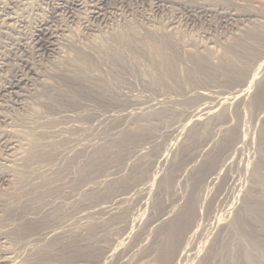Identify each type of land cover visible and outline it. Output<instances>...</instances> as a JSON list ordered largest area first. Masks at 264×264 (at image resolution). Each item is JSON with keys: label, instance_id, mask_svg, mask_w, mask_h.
<instances>
[{"label": "rangeland", "instance_id": "374dc122", "mask_svg": "<svg viewBox=\"0 0 264 264\" xmlns=\"http://www.w3.org/2000/svg\"><path fill=\"white\" fill-rule=\"evenodd\" d=\"M75 2H76V4H75ZM90 2H89V0H76V1H73V0L72 1L71 0H0V11H1L0 13H2V15H3V13H5L3 10H5V11L8 10L11 12H15L17 17L19 16L18 19H20L13 24L14 28H13V26H10L8 28H4L3 22L1 20L2 16L0 14V25H1L0 26V56L6 57L4 67H3V69L0 70V74H2L0 76H1L3 81L11 79L12 77L16 78L20 74H22L23 78H24V82L20 83L18 88L13 89V92L4 91V92L0 93V134L1 133H2L1 135L8 134L11 136V135H16L17 132L19 134H21L22 131L24 132V130H25L24 135H26V137L27 136L30 137L35 133L39 134L41 132H44L46 129L45 127H47L48 131L46 130L44 132L46 134L51 133L52 129H53V131H55V133L65 130L64 131L65 134L63 133V135L65 137L67 135L69 136V137L67 136L66 139L64 136H61V137H64V139L60 138V136H59L58 138H54V141H52V144H54V145H51V149L54 151V159H51L49 161H43L41 159L35 160V161L31 162L30 164L24 163V162H26L25 161L26 152L23 151L24 147L26 149V146L23 145L25 140H23V139L21 140V142L23 143L22 144L21 142L17 141V138L13 139V140H15L14 144H17V147H16V149L13 150L14 154L12 156H10L13 152L10 153V152L6 151V148H5L6 144L4 143L3 140L0 139V174H6L7 175L6 180L3 182H0V252L1 251H10V252L13 251L12 253H14V255L16 257V263L17 264H21V262H22V264L23 263L24 264H41V263H37L35 261L30 260L29 255L34 250H30L29 248L26 249L25 247H23V244H21L22 240H20V242H19V240L17 241L16 238L14 239L15 235L12 233L15 231L14 229H16L17 227L20 226V223L22 221L21 220V216H22L21 214L22 213H20L22 211V207H23L22 205L27 200L26 198L30 194L29 191H26V190H29L27 184H25L22 187L21 183H17L18 182L17 171L19 169L24 168L23 170L27 171L26 173L29 172L30 174H33L34 172H37V171L39 173V171L41 172V171H46V170L50 169V170H52V172L50 170H48L47 175L49 177H51L52 175L54 176V177L52 176L51 178H61L62 183L60 184V187L58 189H52V190L50 189L47 193L45 192V194H44L45 196H43L42 201H41L42 203H40V205H39L41 208L40 214L41 215H44L46 213L50 214L51 212L53 214L55 207L60 206V209L65 210V212L62 213L58 217V219H56L55 222L60 220V221H64L67 225H69V227L71 226V228H73L75 226L77 228L74 227L73 229L80 231L79 233H84L83 231L91 223V220H89L90 217H88V218L85 217V219L81 218L82 217L81 213L83 211H85V210L86 211H88V210L92 211L95 205H96V207H95V209H96L99 206V204L100 205L105 204L106 202L108 204H110V202L112 203L113 200L114 201L116 200V198L120 199L123 196L127 197V198L128 197L131 198V199L129 198V200L124 201L123 202L124 204L122 206H120V209H119L120 214H117V215H120L121 218L119 220H117V223L115 222L114 219L110 220L108 218L109 216L103 215V213H98V214L95 213V215L97 217L95 215H92L93 217L95 216L97 218L96 219L94 217V219H96L95 221L99 220L98 224H100V221H101V224L105 223V225L108 226L107 227L108 230L106 229V227L105 228L100 227L101 230H100V228L98 229L97 235L100 239H99V241H98L97 245L95 246V249L92 253L84 254V253L79 252V253H77V255H76V253H74V255H76V256L73 255L72 259H67L66 261L62 260L60 262L56 261L58 263L55 262V264H100L101 262H102L101 264H160L158 261V256H157V252H156V247L160 241V239H158L159 238V232H160L159 229H161L166 224V222H168V220H171V218L172 219L175 218L177 215V212H178V216H179V213H180V215L183 213L182 210L184 209V206H185L188 198L190 197V195H192V199L194 198L193 202H192V207H194V208H192V211H191L192 215H190L191 216L190 220H192L193 218L194 219L192 220V223L189 220V225L187 227L188 231L184 232L186 235L183 234L184 235L183 237L185 239L183 240V237H182V239H180V241H179L180 243H178V246H177L178 249L176 250L177 252H175L176 255L174 254L173 259H172L173 263L171 262L170 264H205L204 262H206V264H233V254H234V250H235L236 243H237L236 238H235V236L237 235V232H236L237 228H236V226H234L233 218L235 216L234 214H236V210L242 206V204L244 202L243 200L245 199V197H246V195L250 189L249 188L250 187V185H249L250 184L249 183L250 178L249 177H250V169L252 167L251 164H253V162H254L255 153H256V151L254 150L255 149V141L257 138L258 130L261 128V126L262 127L264 126V111H262L264 109H261L259 111V108H257L256 105H254V103L252 101L253 94L257 91V89L260 87V85L264 83V73L262 74V73L256 71V73H257L256 74L257 75L256 80L257 81L254 82V84H249L248 93H247L249 95L245 96L244 101L239 102V103H238V101H236L237 103L232 102V103L226 104L227 105V107H226V109H227L226 115L227 116L224 119H221L218 121L216 120L214 122L211 121V122L207 123L208 119L204 118L206 121L204 119H203L204 121L203 120L200 121V124L202 123L201 124L202 126L197 125L196 123H193L194 121H190V115L189 114L192 111V109H194V107H196L197 105L199 106L200 103L201 104H206L207 102H208L207 104L216 103L215 101L219 100L218 97L222 98L223 96L227 95L229 93V91H232V90L229 88L223 87V85L220 86L221 82L224 81V76L220 72L219 73L216 72V76H214L215 74L213 76L211 75L212 78H208V79L207 78L200 79V80H199V78L198 79H193V78L188 79L187 72L193 66V63H194V62L192 63V61H190L189 54H198L199 56H205L207 54L206 47L212 45L213 47H212V50L210 51L211 60L218 62L219 60L224 59V61H225V59H226V56L224 54L225 48L231 42L234 41V38L243 34L251 26H250L249 20L246 19L245 17H241V18H238L235 20L223 21L215 11L200 12V13H197L199 11H194V12L189 13V12H187L186 7L193 6V5L197 6L198 4L201 5V3L207 4V5L208 4L209 5H216V6L222 5V7L226 8V9L233 10L234 12H236L240 15L251 12V13H257V14L264 16V0H106L105 4L100 6L103 8V9L101 8L102 10L97 9L93 6L92 3L94 2V0H90ZM70 4H72V6ZM7 6H8V8H6ZM97 10H98L97 14L92 13V11H97ZM214 12H215V14H214ZM186 13H188V14H186ZM189 14L192 16H190ZM261 20L264 21L263 19H261ZM42 21L46 22V24L43 25V27H45V28L47 27L46 29L49 31L45 32V30H46L45 29L43 31V34L38 35L39 36L38 37L37 34L39 33V31H38L39 24ZM18 22H20V23H18ZM130 25H133V26H130ZM128 27H129V30H128ZM1 28H2V30H1ZM132 28H133V30L135 29L134 30L135 32H132ZM147 28H149L150 31L151 30L155 31L154 33L157 32L158 33V34L156 33L157 35L163 34V35H166V36L168 35L171 37V38L169 37V40L170 39L172 40V41L170 40V42H171L173 49L170 46L168 48L169 52L171 50H174L177 52V60H176V65H175L176 70H177V76L173 77L174 79H171L170 77H167L168 79L164 78L161 81L158 79L161 83L158 82L156 79H153V76L156 75V74L153 75V73L155 71L157 73L159 71L161 72L163 69H161V67H159L157 65L150 63V61L148 60L149 57H147L148 55L146 54V51H143V50H148L149 48H147V46L149 47L150 45L146 44V46H144V48H143V46L140 48L138 46L139 43H136L137 46L133 44V43H135L134 40H136V38H138L137 40L139 41V39L141 40V38L144 35H146L148 33H153L152 31L151 32L148 31ZM136 29H138V30H136ZM11 30H13V31H11ZM161 30H162V32L163 31L164 32L162 33ZM136 31L138 33H136ZM111 32L114 33V35ZM130 32L134 33V36L132 33L130 34ZM160 32H161V34H160ZM109 34H110V36H108ZM111 34L114 37H117V36L120 37V41H119L120 43L119 44H113L115 42L112 41L114 38ZM127 34H130V36H128ZM139 35H140V37H139ZM69 36H70V38H69ZM111 36L113 39H111ZM134 37H135V39H134ZM41 38H42V40H41ZM51 38H53V39H51ZM96 38H97V40L99 39L98 41H100V42H98L97 40L95 41ZM129 38L133 39V41L131 40L132 41L131 45L136 46L138 52H141V50L143 49L142 50L143 56H139L140 57L139 61L135 60L130 53V50H129L128 45H127L128 43L131 42L129 40ZM101 39H103V40H101ZM104 39H106V40H104ZM109 39H111V40L109 41ZM87 40H88L89 44H87L88 43ZM90 40H92V42ZM126 41H128V42H126ZM138 41H136V42H138ZM121 42L123 43V45ZM173 42H174V45H173ZM50 43H52V44H50ZM77 43H79L80 47ZM81 43H82V45H81ZM95 44L99 47L100 51H99V49L96 50V48H98V47H96V46H95L96 48L93 47ZM83 45H84V47H86V49L84 47H81ZM115 45H118L119 47L118 46L113 47ZM107 46H108V48H107ZM111 47H113L114 50ZM117 48H119V49H117ZM115 49H116V51H115ZM120 49H122L123 52ZM168 49H166V51H168ZM118 50L120 52H118ZM79 51H80V53H79ZM95 51H99L100 54L98 52H95ZM112 51L113 52L115 51V52H114V54L110 55L109 52H112ZM58 52H60V54ZM89 52H90V54H89ZM144 52H145V55H144ZM256 52H257V55L258 54L259 55L264 54V42L258 44V48H257ZM76 53L78 55H75ZM91 53H93V54H91ZM97 53L99 54V56ZM102 53H104V54H102ZM115 53H116V55H115ZM123 53L124 54L127 53L126 55L129 54L128 57L130 56V58H128L127 56H124ZM142 53H140L139 55H141ZM65 55H67V57ZM80 55H82V56H80ZM87 55H88V57H87ZM103 56H104V60H103ZM121 56L126 57L129 64H128V62L125 63L124 60H126V59L123 57V60H122ZM74 57H75V59H74ZM95 57H97L99 59V62H98V59ZM117 57L121 58V59H118ZM141 57H143L144 59ZM68 59L69 60L71 59L70 60L71 62ZM129 59H131V60L129 61ZM72 60L74 62L76 61L75 62L76 65H74L75 63L73 64ZM147 60L149 61L150 64H148ZM67 61H69V62H67ZM114 61H115V63H114ZM134 61H136V62H135L134 67H133L132 63H134ZM137 61L139 63L142 62L141 64H144V65L148 64L146 66H148L149 68L151 65L152 70L149 68H148V70L152 71L153 73L149 72L147 70L146 71L143 70L144 72H140L142 70H141L140 65H138L139 63H137ZM146 61H147V63H145ZM105 62H106V64L108 63L107 64L108 66L109 65L110 66L108 67L106 64H104ZM82 63H84L83 66H85L86 64H87L86 65L87 67L89 66V70H87L88 68L85 66L88 73H89V71L92 72L91 70H93V72L91 73L92 75L87 73L85 78H81L78 80L77 79L78 73H76L78 69L75 70V69H71V68H72V64L74 65L73 68H75V66L77 68V66L78 67L81 66ZM98 64H101L102 66L101 65L99 66ZM144 65H142V66H144ZM65 66H67V67H65ZM105 66H106V68H105ZM124 66H125V68H124ZM129 66H131L133 69ZM135 66H137V67L135 68ZM251 66H253V64ZM26 67L32 69L34 74L31 72H28ZM94 67L95 68L98 67L96 69L98 71H96ZM102 67L104 68V70L105 69L106 70L104 71ZM139 67H140V71H139V69H137ZM156 67L158 70L155 69ZM60 68H62L64 71L61 70ZM69 68L71 69V71H68V70H70ZM99 68L102 71H100ZM111 68H112V71L109 70ZM114 69L116 70V74H113V73H115V71H113ZM129 69H131V72H133V73L135 71L134 69H136V71L138 70V72H136L137 74L136 73L133 74L129 71ZM72 71L75 73H73ZM65 72H66V75L63 74ZM120 72H122V73H120ZM128 72H130V74H128ZM146 72H147V74L149 72V74L147 76L148 77L150 76V78L152 77L151 79L153 81L155 80L154 83L155 84L158 83V85L157 84L155 85L154 83H153L154 85L152 84V82L150 81L151 79L147 78V76L145 74ZM126 73H127V75H125ZM143 73H144V78H146V79L142 78ZM150 73H151V75H150ZM162 73H163V71H162ZM70 74L73 75V78L75 77L74 78L75 82H73V78H71L72 76H69ZM103 74L106 75V78L104 77L105 75H103ZM117 74L118 75L120 74V75L118 76ZM121 74H123V77L129 76L128 77L129 79L127 77L123 78ZM258 74H259V77H258ZM108 75L110 76V78L112 80L114 78V80L112 81L108 77ZM114 75H116V76H114ZM130 75H131V78H134V79H131ZM135 75L137 77H135ZM139 76L143 80H146V81L143 82V80H141V78H138ZM26 77H27V79H26ZM119 77L124 79L125 81H123ZM214 77L216 79H213ZM101 78H103L104 80H102ZM107 78L110 80L111 83L113 82L112 84L109 85L112 87H106V85L108 86L107 83H110ZM99 79H101V80H99ZM105 79H107L108 82H107V80L105 81ZM126 79H128V82H129V80H131V81L133 80V81L132 82L130 81L131 83L130 82L128 83ZM147 79H149V82ZM88 80L89 81L92 80L91 82L92 83L94 82L95 84H101L102 82L104 83V81H105L106 84L105 83L104 84L102 83L103 85L101 84L102 87H100V91H98V94H95L93 96H92V94H84V96H82V97L78 96V97H75L76 99L74 97L72 99V97L69 93H71V91L73 90L74 83L76 84V83L80 82L81 83L80 85L86 86L88 84H91V82L89 83ZM134 81H137V82L133 83ZM139 81L142 84L139 83ZM162 81H163V84H165V85L162 84ZM68 82L73 83V85L70 83L68 84ZM117 82H118L119 86L122 85V87L117 88V86H118ZM256 83H258V84H256ZM124 84L125 85L127 84L126 86L128 88L126 86H124ZM129 84H131V85H129ZM134 84H136L137 87ZM143 84H145L147 86L150 85L151 88L149 86H148L149 87L148 88L147 86H144ZM151 85H153V86H151ZM113 86H114V88H113ZM154 86H156V87H154ZM104 87L107 88V90H105ZM125 87L127 89H130V90L127 91ZM157 87H158V90H156ZM68 88H69V90H68ZM101 88H104V89H101ZM115 88H117V89H115ZM121 88H123V89L121 90ZM243 88L246 89V86H244ZM110 89H111V91H110ZM150 89H152V90H150ZM113 90L114 91L118 90L119 92H114ZM141 90H143V91H141ZM59 91H62V92H59ZM194 91H195V93H193ZM103 92H104V94H103ZM135 92H137L138 94H136ZM56 93L57 94L59 93L58 96ZM62 93L63 94L65 93L66 95L68 94L70 97H68V95L66 96L65 94L61 95ZM117 93H119L118 96H117ZM89 95H91L94 99ZM105 95L106 96L108 95V97H105ZM114 95L118 97L119 102H117L118 99ZM129 95H130V98L133 96L131 99H133V100L135 99L133 102H130L131 99L129 98ZM121 96H123V98L125 97L124 98L125 100L123 98H121ZM200 96L201 97L204 96V98L203 97L201 98ZM61 97L62 98L68 97L67 99H69L68 100L69 103H67L68 102L67 99H65L67 101L66 102ZM83 97L85 98V99H83L85 104H82L83 101L81 98H83ZM114 97L116 98V100H114L115 99ZM186 97L187 98L190 97L192 102L189 100L190 103H189V101L187 103V100L186 99L184 100V98H186ZM78 98H79L80 103H78L79 102ZM95 98H96V100H95ZM57 99L58 100L60 99V101L58 102ZM71 99L74 101H72ZM99 99H101L100 101L104 100L105 102L104 101L100 102ZM109 99H110V101H109ZM122 99L124 101H122ZM127 99H129L130 101ZM137 99H139V100H137ZM53 100H55V101H53ZM85 100L88 103H86ZM205 100H207V101L205 102ZM120 101H122L121 104H120ZM135 102H136L137 106H135ZM178 102H180V103H178ZM75 103H76V105H75ZM91 103H92V107L89 108V106H91ZM93 103H95V104H93ZM132 103H134V104L132 105ZM239 104H240V106H238ZM123 105H124V107H123ZM52 106H53V108H52ZM84 106H88V107H84ZM95 106L97 109L95 108ZM149 106H152V107L150 108ZM46 107H48L49 109H47ZM54 107H56V108H54ZM104 107H105L104 110H106L105 112L103 110ZM135 107H137V108L138 107H140V108L144 107L143 109H146V108L147 109H156L159 111V114L160 113H166V117L164 118L163 114L162 115L161 114L155 115V116H157V119L155 118L152 121V122L155 121L154 123H152L154 126V129L152 130L153 133H152V131L146 132V135H144V136H146L145 138L148 137L147 139H145L144 136H141L139 138L140 140L138 143L141 142L140 145L144 146V148H143L144 151L142 150L143 152L141 153L143 155H141L140 157L137 156V158H136V156H134V158H132V156L130 155L129 159H127V162L129 161L127 166L122 164V162H123L122 161L123 160L122 155L114 153V152L112 153L111 161L104 166L105 170L103 169V171H101V173H99L98 177H100V179L111 177V180L114 177V179L112 180L113 182L111 180L109 182L104 181L100 185V187H99L100 189L99 188H97V189L102 190V191L107 190L108 187L111 186L112 183H115L114 180H119L122 177L127 176V174L129 176V174H131V172H133V170L135 169V168L133 169V167H134V165H137V162L139 164L140 163L144 164V165L142 164V170L143 171L146 169L140 175L141 177L139 176V180L136 179L140 182L135 180V182L131 183L128 186V188H125V187L118 188L119 190L122 189L120 191L119 190L117 191L114 189L107 197H104V198L102 197L103 199L102 198H96V199H87V201L82 200V193H83L82 189H85V187H87L88 185H86L85 180H83V179L79 180V178H77L78 177L77 176V167H78L77 165L78 164L72 160L76 156L75 155V153H77L76 151L81 149L80 155H82V157L84 158V153L91 151L94 147L98 146L101 141H103V142L107 141L108 142L114 136L118 135L119 133H117V131L120 132V130L123 129V128H121L122 126L120 125L121 122L122 121L124 122L126 119L127 122L129 123L133 119L132 114H134L135 113L134 111H136V109H137V108L135 109ZM244 107H245V109H244ZM77 108L79 109V111ZM80 108H82V109L85 108V111H84V109L82 110ZM93 108H95V109H93ZM140 108L137 109V112L142 110ZM88 109H90L92 111H90ZM49 110L51 112L50 114H52V115L47 114L49 117H53L55 115L54 116V118H55L56 115H58L57 116L58 118L49 120V117H45V118H48L45 120L44 119V116L46 115L45 113H48ZM76 110H77V112H76ZM219 110H220V108L218 109V111ZM39 111H41V112H39ZM261 111H262V113H261ZM38 112H39V114H38ZM78 112L82 115H80ZM31 113H33L32 116H31ZM76 113H77V115H76ZM237 113H239V114H237ZM34 114H35V116H34ZM110 114H112V115H110ZM122 114L126 118H124L122 116ZM74 115H76V116H74ZM65 116H67V118ZM31 117H33L32 120H31ZM34 117L39 121L36 122V119ZM161 117H162V119H160ZM68 118H70V120H73V121L69 122ZM71 118H73V119H71ZM88 118H90V119H88ZM116 118L118 120H121V121H118ZM65 120H67V121H65ZM28 121H29V123H28ZM56 121H58V123ZM75 121H77V122H75ZM81 121H84L86 123L84 124V122H81ZM185 121L187 123H188V121H190L191 123L189 122V124H187ZM222 121L223 122L225 121V122L223 123ZM30 122H31V124H30ZM42 122H44V123H42ZM91 122H92V124H90ZM183 122H185V124H182ZM78 123H81V124L79 125ZM210 123H212V124H210ZM35 124H38V125H35ZM61 124H63L64 126H62ZM89 124H90V126H89ZM181 124H182V126H181ZM31 125H35L36 127L31 126ZM52 125H53V127H52ZM69 125H70V127H68ZM81 125H83V126H81ZM85 126H87L86 130L87 129L89 130V131L87 130L88 132L84 130ZM228 126H229V128H228ZM230 126H231V128H230ZM32 127H33V129H32ZM71 127L75 130H73ZM88 127H90L91 130ZM130 127L132 129L131 131H135V128L133 126L130 125L129 128ZM197 127H198V130H197V133H198L197 136L198 137H197V139L196 138L193 139V141H196V142H193L190 140L189 135L193 131H195V129H197ZM200 127H202V128H200ZM82 128H84V129H82ZM118 128H121V129H118ZM225 128L227 131L233 129L236 131V135L238 134L237 138L235 139L236 141L234 140L235 142L233 141L231 144L227 145L228 147L227 146H225V147L221 146V143L219 145L220 140L222 139V137L227 132L225 130ZM41 129L43 131H41ZM59 129H61V131ZM28 130L29 131L32 130V133L29 132ZM33 130H34V132H33ZM164 130H165V132H163ZM26 131H28V132H26ZM82 132H83V134H86V135H84V139L82 136L83 134H81ZM108 132H110V134ZM70 133H71V135L73 133V137H71ZM214 133H215V135H214ZM77 135H78V137H77ZM79 135L81 136V138ZM179 135H181V136L179 137ZM240 136H242L244 138H242ZM70 137L73 139H71ZM151 137L153 139V142H152ZM245 137H246V139H245ZM250 137H251V139H249ZM157 139H158V141H157ZM217 139L219 140V142ZM243 139H245V141L242 142ZM81 140H82V142H81ZM97 140L99 143L97 142ZM239 140H240V142H239ZM76 141H78V142H76ZM183 142L185 144H187L189 142V144H190L188 146L189 149H186L187 153L183 149V146H182V145H184ZM238 142H239V145H238ZM82 143H83V145H82ZM153 143L156 145L158 143L157 147ZM194 143H195V145H193ZM65 144H68V145H65ZM180 144H182V145H180ZM61 145L63 146V148H61L62 147ZM213 145H216V146L214 147ZM230 145H232V146L230 147ZM237 145H238V147H237ZM52 146H54L55 148ZM81 146H84V148ZM192 146L194 147V149L190 148ZM218 146L220 147V149ZM76 147L78 149H76ZM211 147H213V148H211ZM173 148H175V149H173ZM198 148H200V149H198ZM201 148L202 149L205 148L206 151L203 150L204 153L201 152L202 151ZM216 148H218V150ZM232 148L233 149L236 148V149L233 150ZM69 149H70V151H69ZM72 149H76V150L74 151ZM83 149L84 150L87 149V151H84ZM221 149H222V151H220ZM194 150L197 153L193 152ZM210 150H211V152H210ZM81 151H83V153ZM122 151H123L122 152V154H123L124 150H122ZM181 151L182 152L184 151V153H182ZM188 151H189V153H188ZM234 151H236V152H234ZM59 152H60V154H59ZM157 152H159L160 155H159V153L157 154ZM217 152H218V155H217ZM232 152H233V154H232ZM16 153H18V154H16ZM56 153H57V155H56ZM61 153H63V154H61ZM71 153H73V156L71 155ZM146 153L149 156L151 161L153 159V161H154V162L152 161L153 163H151V161L146 162V160H147L146 157H148V156H146ZM213 153L216 155V159L213 161L212 166L209 167L210 169L207 168V169L202 170L203 172H200L201 174H203L202 176H200L201 174L200 175L197 174L198 171H200L199 169L201 168L202 164L205 162L206 157H208L207 155H210ZM230 153H231V156H230ZM8 154H10V155H8ZM192 154H193V156H192ZM202 154H203V156H202ZM55 155L57 157H55ZM144 155L146 156L145 157L146 159L145 158L142 159ZM225 155H227V156L229 155V158L226 157ZM62 156H63V158H62ZM161 156H162V158H161ZM7 157H8V159H7ZM82 157L76 156L75 160H78V162H79V160L81 162L82 161L84 162L85 158L82 159ZM61 158H62V160H61ZM66 158H68L70 160L68 163H67L68 159L66 160ZM149 158H148V160H149ZM186 158L190 161H188ZM198 158H200V159H198ZM63 159H64V161H63ZM161 159H162V161H161ZM202 159H203V161H202ZM218 159H219V162H218ZM144 160H145V162H144ZM223 160H225V161H223ZM10 161H12V162H10ZM70 162H75L76 164L75 163L72 164ZM225 162H226V164H225ZM43 163H45V165ZM158 163H160V165H157ZM173 163L174 164L176 163L177 165H174ZM221 163H222V165H221ZM179 164H181V165H179ZM184 164L186 165V167ZM219 164L221 165V167ZM49 165H50V167H49ZM59 165L60 166L63 165L62 166L63 168L58 167ZM71 165H73V166H71ZM171 165H173V166L171 167ZM143 166H146V167H143ZM213 166H214V169H213ZM247 166L250 168H247ZM126 167H128V168H126ZM187 167H188V169H187ZM226 167H227V169H226ZM52 168L55 170H53ZM148 168H149V170H148ZM30 169H32V170H30ZM34 169H36V171ZM42 169H44V170H42ZM169 169H170V171H169ZM190 170H191V172H190ZM248 170H249V172H248L249 175L246 172ZM53 171L55 173L61 172L62 175H65V176H62L61 174H60V176H57V174L55 175V173H53ZM69 171H71L73 173L71 174V172H69ZM192 171H194V172H192ZM204 171H205V173H204ZM214 171H215V173H214ZM217 171H218V173H216ZM147 172H150L151 173L150 175H153V177L150 176ZM219 172H221V173H219ZM66 173H69V174H66ZM172 173H173V175H172ZM36 174L37 173H35V175ZM178 174H180V175H178ZM27 175H29V174H27ZM145 175H146V177H144ZM216 176H218V177H216ZM168 177H169V179H168ZM140 178H142V179H140ZM159 178H161V179H159ZM184 178H186V179H184ZM153 179H154V181H152ZM201 179H202V181H201ZM213 179H215V181ZM152 182H154V183H152ZM148 183H151V184H148ZM165 183L169 184V186L167 185V187H166ZM201 183H202V185H201ZM204 183H206V184H204ZM207 183H208V185H207ZM157 184H159V185H157ZM17 185H18V187L19 186H21V187L18 188ZM144 185H145V187H144ZM150 185L154 186V187L150 188L151 187ZM156 185H157V187H156ZM141 186H142V188H141ZM129 187H131L132 190ZM156 188H157V190H156ZM163 188H165V189H163ZM16 189H18V191H16ZM22 189L24 190V192L21 191ZM139 189L140 190L142 189L141 190L142 192L139 191ZM136 190H138V191L136 192ZM14 191L18 192V194L15 193ZM147 191H149V192H147ZM150 191H151V193H150ZM158 191H160V193ZM20 192L22 194L23 193L24 194L22 196L21 195L19 196V194H21ZM129 193H130V195H129ZM188 193H190V194L188 195ZM159 194H161V195H159ZM194 194H196V195L194 196ZM115 195H116V197H115ZM118 195H119V197H118ZM154 195L156 196V198ZM181 195L184 196L185 198L182 197ZM187 195H188V197H187ZM18 196L25 199V200L19 198ZM138 197H140L141 200ZM106 198H108V199H106ZM111 198H113V200ZM158 198H160V199H158ZM97 199H98V203H97ZM185 199H186V202L183 206ZM20 200H23V201H20ZM92 200H93V202H92ZM170 200H172V201H170ZM94 201H96V203ZM175 202H176V205H174ZM28 203H31V201L27 202L26 204H28ZM107 203H106V205H107ZM154 203H160V207H159L160 210L158 208H156V204H154ZM78 204H80V205H78ZM172 206H175L176 209L174 210L175 207H172ZM167 208H171L172 210L171 209L169 210ZM232 208H233V210H232ZM178 209L180 212L178 211ZM71 210H73V211H71ZM193 211H195V212H193ZM55 212H56V210H55ZM216 212H217V214H216ZM151 214H153V216ZM92 216H91V218H92ZM98 216H100L101 218ZM167 216H169V217H167ZM140 217H142V218H140ZM103 218H105V219H103ZM163 218H164V220H163ZM168 218H170V219H168ZM149 220H151L150 223L148 222ZM19 221H20V223H19ZM118 221H120V222H118ZM129 221H131V222H129ZM136 221H138V222H136ZM146 221H147V223H146ZM16 222H18L19 224ZM85 222H87V223H85ZM110 222H112V223L110 224ZM162 222H163V224H162ZM164 222H165V224H164ZM130 223H132V224H130ZM155 223L157 224L156 226H155ZM159 223H161L162 225L159 226L160 225ZM15 224H17V225H15ZM192 224H195V225H192ZM5 225H7V227ZM124 225H126V227ZM78 227H79V229H78ZM143 227H144V229H143ZM126 228H128V229H126ZM81 229H82V231H81ZM105 229H106V231H104ZM195 229H196V231H195ZM125 230H127V231H125ZM1 233H2V235H1ZM193 233H195V234H193ZM126 234H128V235H126ZM101 235H102V237H101ZM153 235H155V236H153ZM157 235H158V237H157ZM7 237H9V238L7 239ZM121 239H123V240L121 241ZM18 242H19V244H18ZM120 242L121 243L123 242V243L121 244ZM187 243H189L188 244L189 246H187ZM243 243H244L243 245L245 246V244L248 243V239L243 238ZM9 245H10V247H9ZM19 245H21V246H19ZM102 247H103V249H102ZM106 247H108V249H106ZM113 247H114V249H113ZM189 247H190V249H186ZM59 249L60 248H58L57 251H59ZM115 249H116V251H115ZM104 251H106V252H104ZM189 251H190V254H187V252L189 253ZM28 252H30V253H28ZM107 252H108V254H107ZM111 253H114V254L112 255ZM184 253L187 255H185ZM106 254L108 255V257ZM181 254H183V255H181ZM21 255H22V257H21ZM102 256H103V258H102ZM98 257H100L102 259H100ZM105 257H107V259ZM28 258H29V260H28ZM33 260H36V259H33ZM29 261H30V263H28ZM174 262H176V263H174Z\"/></svg>", "mask_w": 264, "mask_h": 264}, {"label": "bare ground", "instance_id": "6f19581e", "mask_svg": "<svg viewBox=\"0 0 264 264\" xmlns=\"http://www.w3.org/2000/svg\"><path fill=\"white\" fill-rule=\"evenodd\" d=\"M72 1V0H71ZM73 1H76V0H73ZM70 2V1H69ZM79 2V1H78ZM89 2H90V0H89ZM105 2H106V0H94V2L92 3L93 4V6L95 7V8H97V9H101L102 7H100V6H102L103 4H105ZM91 3V2H90ZM75 4H76V2H75ZM71 6H72V4H70ZM82 5V4H81ZM90 5V4H89ZM80 6V5H79ZM11 7V6H10ZM78 7V6H77ZM6 8H8V6L6 7ZM187 9V12H189V13H191V12H194V11H199V12H197V13H200V12H211V11H215L217 14H218V16H220V18L223 20V21H228V20H235V19H238V18H241V17H245L246 19H248L249 20V22H250V28L247 30V31H245L243 34H241V35H239V36H237L236 38H234V41L233 42H231L226 48H225V56H226V59H225V61H224V59L223 60H219L218 62H215V61H212L211 60V57H210V51L212 50V45H210V46H208V47H206V50H207V54L205 55V56H199L198 54H189V58H190V61H192V63H193V66L188 70V72H187V77H188V79L189 78H193V79H198L199 78V80L200 79H205V78H212V76L214 75V76H216V72L217 73H222L223 74V76H224V81L223 82H221V84H220V86H222L223 85V87H225V88H229V89H231L232 91H229V93L227 94V95H225V96H223L222 98H219L218 97V99L219 100H217V101H215L216 103H211V104H201L200 103V105L198 106H196V107H194V109H192V111L190 112V121H194L193 123H196L197 125H201L200 124V121L201 120H203L204 118H206V119H208V121H207V123L208 122H211V121H218V120H221V119H224L227 115H226V107H227V105L226 104H228V103H234V102H236V101H238V103L239 102H242V101H244V99H245V96L246 95H249V94H247L248 93V88H249V84H254V82H256L257 80H256V71H258V72H260V73H264V54H258L257 55V48H258V44H260V43H262V42H264V21H262L261 19H263L264 20V16H262V15H260V14H257V13H251V12H249V13H246V14H243V15H240V14H238V13H236V12H234L233 10H230V9H226V8H224V7H222V5L221 6H219V5H207V4H203V3H201V5L200 4H198L197 6H189V7H186ZM10 9V8H9ZM103 9V8H102ZM101 9V10H102ZM5 13H3V15H2V13H0L1 14V20H2V22H3V27L4 28H8V27H10V26H13V28H14V23L15 22H17L18 20H20V19H18L19 18V16L17 17V15H16V13L15 12H11V11H5V10H3ZM1 12V11H0ZM101 12V11H100ZM215 12H214V14H215ZM92 13L93 14H97L98 13V10L97 11H92ZM91 13V14H92ZM196 13V14H197ZM186 14H188V13H186ZM209 14V13H208ZM99 15V14H98ZM190 15V14H189ZM71 16V15H70ZM190 16H192V15H190ZM189 16V17H190ZM194 16V15H193ZM21 17V16H20ZM22 19V18H21ZM18 23H20V22H18ZM46 24V22L45 21H42V22H40V24H39V29H38V31H39V33L37 34V36L38 35H41V34H43V31L47 28H45V27H43V25H45ZM135 25V24H134ZM1 26V25H0ZM130 26H133V25H130ZM16 27V26H15ZM136 28V27H135ZM10 29V28H9ZM12 29V28H11ZM49 29V28H48ZM127 29V28H126ZM148 29V31H150V29L149 28H147ZM1 30H2V28H1ZM14 30V29H13ZM13 30H11V31H13ZM128 30H129V27H128ZM135 30V29H134ZM133 30V28H132V32H135ZM136 30H138V29H136ZM5 31V30H4ZM46 31H49V30H45V32ZM153 33H148V34H146V35H144L142 38H141V40L139 39V41L137 40L138 38H136V40H134L135 41V43H133L134 45H136L137 46V44L136 43H139L138 44V46L141 48L142 46H143V48H144V46H146V44L147 45H150L149 47L147 46V48H149L148 50H143V51H146V54L148 55H146L147 57H149L148 58V60L150 61V63H152V64H154V65H157V66H159V67H161V69H163L162 71H163V73H162V71L160 72H152V71H150V70H148V66H146V65H148V64H150L149 63V61H148V64H146V65H144V64H141V63H139L138 61H139V59H140V57L139 56H143V51L141 50V52H138L137 51V48H136V46H134V45H131V43H132V41H133V39H130L129 38V40L131 41L130 43H128L127 45H128V48H129V50H130V53H131V55H132V57L135 59V60H138L137 61V63H139L138 65H140V67H141V70L142 71H140V67L139 68H137V69H139V71L140 72H144L143 70H147V71H149V72H152L153 73V75L154 74H156V75H152L153 76V79H156L158 82H160L162 79H164V78H167V77H170L171 79H174L173 77H176L177 76V70H176V67H175V65H176V60H177V52L176 51H174V50H171L170 52H169V47L171 46V48H172V45H171V42H170V40H169V37L170 36H166V35H163V34H161V32H162V30H161V32H160V34L161 35H157L156 33H154L155 31H153V30H151ZM150 31V32H151ZM132 32H130V34L132 33ZM164 32V31H163ZM162 32V33H163ZM166 32V31H165ZM3 33V32H2ZM7 33V32H6ZM112 33V32H111ZM128 33V32H127ZM136 33H138L137 31H136ZM52 34V33H51ZM50 34V35H51ZM113 35H114V33H112ZM111 34V35H112ZM130 34H127L128 36H130ZM133 34V36H134V33H132ZM71 35V34H70ZM112 35V36H113ZM120 35V34H119ZM49 36V35H48ZM63 36V35H62ZM74 36V35H73ZM107 36V35H106ZM105 36V37H106ZM108 36H110V34L108 35ZM112 36H111V39H113L112 41H114L115 43H113V44H119L120 42V37H114L113 36V38H112ZM127 36V37H128ZM39 37V36H38ZM124 37V36H123ZM132 37V36H131ZM139 37H140V35H139ZM69 38H70V36H69ZM125 38V37H124ZM133 38V37H132ZM171 38V37H170ZM48 39V38H47ZM51 39H53V38H51ZM58 39V38H57ZM111 39H109V41L111 40ZM134 39H135V37H134ZM41 40H42V38H41ZM44 40V39H43ZM74 40V39H73ZM76 40V39H75ZM94 40V39H93ZM97 40V38L95 39V41ZM99 40V39H98ZM97 40V41H98ZM101 40H103V39H101ZM104 40H106V39H104ZM46 41V40H45ZM91 42H92V40H90ZM136 41H138V42H136ZM172 41V40H171ZM49 42V41H48ZM53 42V41H52ZM70 42V41H69ZM87 42H88V40H87ZM98 42H100V41H98ZM105 42V41H104ZM107 42V41H106ZM126 42H128V41H126ZM175 42V41H174ZM174 42H173V45H174ZM72 43V42H71ZM95 43V42H94ZM93 43V44H94ZM122 43V42H121ZM41 44V43H40ZM50 44H52V43H50ZM70 44V43H69ZM74 44V43H73ZM72 44V45H73ZM78 45H79V43H77ZM87 44H89V42L87 43ZM91 44V43H90ZM112 44V45H113ZM176 44V43H175ZM76 45V44H75ZM81 45H82V43H81ZM86 45V44H85ZM106 45V44H105ZM122 45H123V43H122ZM53 46V45H52ZM51 46V47H52ZM55 46V45H54ZM88 46V45H87ZM98 47L96 44L93 46V47ZM118 45H115V46H113V47H117ZM15 47V46H14ZM79 47H80V45H79ZM81 47H84V45L83 46H81ZM95 47V48H96ZM113 47H111L112 49H113ZM119 47V46H118ZM138 47V48H139ZM174 47V46H173ZM85 49H86V47H84ZM103 48V47H102ZM107 48H108V46H107ZM146 48V49H147ZM80 49V48H79ZM97 49H99V47L98 48H96V50ZM104 49V48H103ZM117 49H119V48H117ZM125 49V48H124ZM166 49H168V51H166ZM173 49V48H172ZM175 49V48H174ZM56 50V49H55ZM114 50V49H113ZM120 50H122V49H120ZM140 50V49H139ZM59 51V50H58ZM99 51H100V49H99ZM99 51H95V52H98L99 54H100V52ZM115 51H116V49H115ZM114 51V52H115ZM94 52V53H95ZM113 52V51H112ZM112 52H109L110 53V55H112V54H114V52L112 53ZM118 52H120L119 50H118ZM122 52H123V50H122ZM129 52V51H128ZM59 54H60V52H58ZM74 53V52H73ZM79 53H80V51H79ZM97 53V54H98ZM107 53V52H106ZM140 53H142L141 55H139ZM82 54V53H81ZM88 54V53H87ZM89 54H90V52H89ZM88 54V55H89ZM91 54H93V53H91ZM99 54H98V56H99ZM102 54H104V53H102ZM120 54V53H119ZM124 54V53H123ZM127 53H125L124 54V56H127L128 57V55H126ZM75 55H78L77 53L75 54ZM83 55V54H82ZM82 55H80V56H82ZM88 55H87V57H88ZM96 55V54H95ZM115 55H116V53H115ZM121 55V54H120ZM144 55H145V52H144ZM59 56V55H58ZM66 57H67V55H65ZM97 56V55H96ZM101 56V55H100ZM123 56V57H124ZM65 57V58H66ZM70 57V56H69ZM76 57V56H75ZM75 57H74V59H75ZM123 57L121 56V58H122V60H123ZM81 58V57H80ZM83 58V57H82ZM95 58H97V57H95ZM118 58V57H117ZM121 58H118V59H121ZM126 60H124L125 61V63L126 62H128V60H127V58L126 57H124ZM128 58H130V56L128 57ZM141 58H143V57H141ZM78 59V58H77ZM84 59V58H83ZM93 59V58H92ZM98 59V58H97ZM117 59V60H118ZM144 59V58H143ZM147 59V58H146ZM5 60H6V57H3V56H0V70L1 69H3V67H4V64H5ZM69 60V59H68ZM71 60V59H70ZM69 60V61H70ZM103 60H104V56H103ZM131 59H129V61H130ZM65 61V60H64ZM69 61H67V62H69ZM73 61V60H72ZM81 61V60H80ZM147 61L145 62V63H147ZM253 63H252V62ZM71 62V61H70ZM76 62V61H75ZM74 61H73V64L75 63ZM83 62V61H82ZM98 62H99V59H98ZM97 62V63H98ZM101 62V61H100ZM135 62L136 61H134V63H132L133 64V67H134V64H135ZM81 63V62H80ZM85 63V62H84ZM84 63H82V65L81 66H77V68H76V66H75V68H73V66L74 65H76V63L73 65L72 64V68L71 69H78L77 70V72L76 73H78L77 74V79L79 80V79H81V78H85L86 77V74L88 73L87 72V70H89V66L87 67L86 65V67L88 68L87 70H86V67L85 66H83V64ZM114 63H115V61H114ZM131 63V62H130ZM253 64V66H251L252 64ZM68 64V63H67ZM66 64V65H67ZM79 64V63H78ZM104 64H106V62L104 63ZM108 64V63H107ZM106 64V65H107ZM124 64V63H123ZM128 64H129V62H128ZM127 64V65H128ZM71 65V64H70ZM99 66L101 65V64H98ZM115 65V64H114ZM119 65V64H118ZM131 65V64H130ZM142 65H144V66H142ZM153 65V66H154ZM27 66V65H26ZM94 66V65H93ZM102 66V65H101ZM108 66V65H107ZM110 66V65H109ZM108 66V67H109ZM65 67H67V66H65ZM113 67V66H112ZM121 67V66H120ZM129 67H131V66H129ZM137 66H135V68H136ZM152 66L150 65V68L149 69H151L152 70V68H151ZM155 67V66H154ZM27 68V67H26ZM95 68V67H94ZM98 67H96L95 68V70L97 69ZM103 68V67H102ZM105 68H106V66H105ZM124 68H125V66H124ZM132 68V67H131ZM61 70H63L62 68H60ZM70 69V68H69ZM71 69L70 70H68V71H71ZM100 69V68H99ZM133 69V68H132ZM154 69V68H153ZM155 69H157V67L155 68ZM154 69V70H155ZM27 70H28V72H31V73H33L34 74V72L32 71V69H30V68H27ZM103 70H104V68H103ZM106 70V69H105ZM104 70V71H105ZM110 71H112V68L111 69H109ZM135 70V71H134ZM133 71H134V73H136V72H138V70L136 71V69H134ZM158 70V69H157ZM64 71V70H63ZM79 71V72H78ZM92 72H93V70H91ZM96 71H98V70H96ZM100 71H102L101 69H100ZM108 71V70H107ZM113 71H115V73H113V74H116V70L114 69ZM129 71L131 72V69H129ZM73 72V71H72ZM92 72H90L89 71V73L88 74H91ZM119 72V71H118ZM126 72V71H125ZM130 72H128V74H130ZM149 72H148V74H149ZM61 73V72H60ZM73 73H75V72H73ZM97 73V72H96ZM103 73V72H102ZM107 73V72H106ZM105 73V74H106ZM112 73V72H111ZM120 73H122V72H120ZM131 73H133V72H131ZM133 73V74H134ZM63 74H65L66 75V72L65 73H63ZM99 74V73H98ZM105 74H103V75H105ZM108 74V73H107ZM137 74V73H136ZM142 74V73H141ZM146 74V76L148 75L147 74V72L145 73ZM0 75H2V74H0ZM64 75V76H65ZM92 75V74H91ZM95 75V74H94ZM97 75V74H96ZM118 75V74H117ZM120 75V74H119ZM118 75V76H119ZM122 75V77H123V74H121ZM125 75H127V73L125 74ZM150 75H151V73H150ZM212 75V76H211ZM69 76H72L71 78H73V75H69ZM114 76H116V75H114ZM68 77V76H67ZM105 78H106V75L104 76ZM108 77L110 78V76L108 75ZM125 77V76H124ZM123 77V78H124ZM127 77V76H126ZM125 77V78H126ZM129 77V76H128ZM127 77V78H128ZM134 77V76H133ZM135 77H137L136 75H135ZM258 77H259V74H258ZM75 78V77H74ZM74 78H73V82H75L74 81ZM113 78V77H112ZM120 78V77H119ZM130 78H131V75H130ZM138 78H141L140 76L138 77ZM142 78L143 79H146V78H144V73H143V76H142ZM141 78V80H143ZM147 78H150V76L148 77L147 76ZM152 78V77H151ZM150 78V79H151ZM6 79V78H5ZM26 79H27V77H26ZM42 79V78H41ZM102 80H104L103 78H101ZM101 79H99V80H101ZM108 79V78H107ZM107 79H105V81L107 80ZM111 79V78H110ZM120 79H122V78H120ZM129 79V78H128ZM128 79H126L127 80V82H128ZM131 79H134V78H131ZM160 81H159V80ZM168 79V78H167ZM213 79H216L215 77L213 78ZM65 80V79H64ZM83 80V79H82ZM109 80V79H108ZM108 80H107V82H108ZM112 80V79H111ZM113 80H114V78H113ZM112 80V81H113ZM123 81H125L124 79H122ZM140 80V81H141ZM148 80V82H149V79H147ZM92 80H88V82L90 83ZM98 81V80H97ZM96 81V82H97ZM105 81H104V83H105ZM131 80H129V82H130ZM133 81V80H132ZM131 81V82H132ZM139 81V83H141ZM146 80H143V82H145ZM151 82H152V84L154 83V81L151 79L150 80ZM22 82H24V78H23V75L22 74H20V75H18L16 78H11V79H8V80H5V81H3L2 80V78H1V76H0V93L1 92H4V91H11V92H13V89H16V88H18L19 87V84L20 83H22ZM65 82V81H64ZM67 82V81H66ZM78 82V81H77ZM109 82H110V80H109ZM122 82V81H121ZM120 82V83H121ZM128 82V83H129ZM130 82V83H131ZM135 82H137V81H134L133 83H135ZM142 82V83H143ZM168 82V81H167ZM263 82V81H262ZM261 82V83H262ZM70 82H68V84H69ZM98 83V82H97ZM103 83V82H102ZM101 83V84H102ZM103 83V84H104ZM113 83V82H112ZM111 82L110 83H107L108 84V86L106 85V87H112V86H109L110 84H112ZM123 83V82H122ZM121 83V84H122ZM141 83V84H142ZM161 83V82H160ZM70 84H72L73 85V83H70ZM81 83L80 82H78V83H74V86H73V90L71 91V93H69L70 95H71V97H72V99H73V97L75 98V97H78V96H84V94H92V96L93 95H95V94H98V91H100V87H102V85L101 84H95L94 82L92 83L91 82V84H88V85H86V86H84V85H80ZM106 84V83H105ZM117 84H118V82H117ZM120 84V85H121ZM147 84V83H146ZM155 84V83H154ZM153 84V85H154ZM157 85H158V83H156ZM155 84V85H156ZM162 84H163V81H162ZM256 84H258V83H256ZM115 85V84H114ZM127 85V84H126ZM125 84H124V86H126ZM129 85H131V84H129ZM128 85V86H129ZM134 85H136V84H134ZM140 85V84H139ZM144 86H147V85H145V84H143ZM153 85H151V86H153ZM163 85H165V84H163ZM116 86V85H115ZM118 86H119V84H118ZM117 86V88H120V87H122V85L121 86H119L118 87ZM141 86V85H140ZM149 87H150V85H148ZM147 86V87H148ZM182 86V85H181ZM244 86H246V89L245 88H243ZM46 87V86H45ZM127 87V86H126ZM125 87V88H126ZM136 87H137V85H136ZM148 87V88H149ZM154 87H156V86H154ZM167 87V86H166ZM253 87V86H252ZM47 88V87H46ZM64 88V87H63ZM62 88V89H63ZM105 88V87H104ZM104 88H101V89H104ZM113 88H114V86H113ZM117 88H115V89H117ZM128 88V87H127ZM126 88V90L127 91H129L130 89H127ZM130 88V87H129ZM151 88V87H150ZM66 89V88H65ZM112 89V88H111ZM111 89H110V91H111ZM123 88H121V90H122ZM155 89V88H154ZM153 89V90H154ZM168 89V88H167ZM222 89V88H221ZM48 90V89H47ZM53 90V89H52ZM60 90V89H59ZM68 90H69V88H68ZM105 90H107V88H105ZM120 90V91H121ZM125 90V89H124ZM125 90V91H126ZM137 90V89H136ZM150 90H152V89H150ZM156 90H158V87L156 88ZM155 90V91H156ZM54 91V90H53ZM58 91V90H57ZM114 91V90H113ZM138 91V90H137ZM141 91H143V90H141ZM154 91V92H155ZM218 91V90H217ZM56 92V91H55ZM54 92V93H55ZM59 92H62V91H59ZM106 92V91H105ZM114 92H119L118 90L117 91H114ZM123 92V91H122ZM132 92V91H131ZM245 92V93H244ZM108 93V92H107ZM136 94H138L137 92H135ZM142 93V92H141ZM150 93V92H149ZM158 93V92H157ZM168 93V92H167ZM193 93H195V91L193 92ZM204 93V92H203ZM222 93V92H221ZM224 93V92H223ZM51 94V93H50ZM57 94V93H56ZM59 94V93H58ZM58 94H57V96H58ZM65 94V93H64ZM63 93L61 94V95H64ZM102 94V93H101ZM100 94V95H101ZM103 94H104V92H103ZM102 94V95H103ZM106 94V93H105ZM114 94V93H113ZM118 94L119 93H117V96H118ZM186 94V93H185ZM225 94V93H224ZM55 95V94H54ZM66 95V94H65ZM68 95V94H67ZM66 95V96H67ZM109 95V94H108ZM108 95L106 96L105 95V97H108ZM116 95V94H115ZM114 95V96H115ZM132 95V94H131ZM143 95V94H142ZM165 95V94H164ZM184 95V94H183ZM182 95V96H183ZM202 95V94H201ZM204 95V94H203ZM56 96V97H57ZM89 96H91V95H89ZM91 96V97H92ZM111 96V95H110ZM117 96H115V97H117ZM158 96V95H157ZM64 97V96H63ZM68 97H70L69 95H68ZM67 97V98H68ZM95 97V96H94ZM114 97V98H115ZM128 97V96H127ZM133 97V96H132ZM131 97V98H132ZM136 97V96H135ZM139 97V96H138ZM201 97V96H200ZM203 98H204V96H202ZM201 97V98H202ZM49 98V97H48ZM52 98V97H51ZM62 98V97H61ZM60 98V99H61ZM66 97L65 98H62V99H67ZM88 98V97H87ZM93 98V97H92ZM103 98V97H102ZM111 98V97H110ZM121 98H123V96H121ZM125 98V97H124ZM123 98V99H124ZM129 98H130V95H129ZM130 98V99H131ZM50 99V98H49ZM60 99L58 100L57 99V101L59 102L60 101ZM71 99V100H72ZM76 99V98H75ZM82 99V101H83V99H85L84 97L83 98H81ZM94 99V98H93ZM113 99V98H112ZM117 99H118V97H117ZM122 99V101H124ZM142 99V98H141ZM187 100V103H188V101L190 100L191 101V98L190 97H186V98H184V100ZM207 99V98H206ZM69 99H67V101H68ZM95 100H96V98H95ZM98 100V99H97ZM101 99H99V101H100ZM114 100H116V98L114 99ZM121 100V99H120ZM127 100H129V99H127ZM135 100V99H134ZM133 99H131V101L130 102H133L134 101ZM137 100H139V99H137ZM53 101H55V100H53ZM66 101V100H65ZM66 101V102H67ZM72 101H74V100H72ZM78 101H79V98H78ZM86 101V100H85ZM90 101V100H89ZM102 101H104V100H102ZM102 101H100V102H102ZM108 101V100H107ZM109 101H110V99H109ZM122 101H120V104L122 103ZM142 101V100H141ZM190 101H189V103H190ZM207 100H205V102H206ZM252 101H253V103H254V105H256V107L257 108H259V111L261 110V109H264V83L263 84H261L260 85V87L257 89V91L253 94V99H252ZM105 102V101H104ZM113 102V101H112ZM117 102H119V99L117 100ZM139 102V101H138ZM186 102V101H185ZM192 102V101H191ZM213 102V101H212ZM61 103V102H60ZM67 103H69V101L67 102ZM78 103H80V101L78 102ZM77 103V104H78ZM86 103H88L87 101H86ZM90 103V102H89ZM109 103V102H108ZM146 103V102H145ZM159 103V102H158ZM178 103H180V102H178ZM182 103V102H181ZM184 103V102H183ZM204 103V102H203ZM237 103V102H236ZM235 103V104H236ZM82 104H85L84 103V101L82 102ZM93 104H95V103H93ZM110 104V103H109ZM134 103H132V105H133ZM150 104V103H149ZM47 105V104H46ZM52 105V104H51ZM50 105V106H51ZM75 105H76V103H75ZM88 105V104H87ZM99 105V104H98ZM125 105V104H124ZM124 105H123V107H124ZM183 105V104H182ZM48 106V105H47ZM131 106V105H130ZM135 106H137L136 105V102H135ZM157 106V105H156ZM178 106V105H177ZM238 106H240V104L238 105ZM244 106V105H243ZM45 107V106H44ZM49 107V106H48ZM48 107H46L47 109H49ZM60 107V106H59ZM62 107V106H61ZM84 107H88V106H84ZM90 107H92V103H91V106H89V108ZM134 107V106H133ZM141 107V106H140ZM140 107H135V109L137 108V109H139ZM150 108L152 107V106H149ZM52 108H53V106H52ZM54 108H56V107H54ZM65 108V107H64ZM95 108H96V106H95ZM95 108H93V109H95ZM144 108V107H143ZM143 108H140V109H142V110H140L139 112H137V109H136V111H134L135 113L134 114H132L133 115V119L128 123L127 122V120L125 119V121L123 122H121V128H123V129H121V128H118V129H121L120 130V132L119 131H117V133H119L118 135H116V136H114L111 140H109L108 142L107 141H101L100 142V144L98 145V146H96V147H94L91 151H89V152H86V153H84V158L82 157V155H80V150H77L76 152L77 153H75V155L76 156H80V157H82V159H84V162L82 161H80L79 160V162H78V160H75L76 159V156L72 159L73 161H75L78 165V167H77V178H79V180H85V183H86V185H88L87 187H85V189H82L81 191L83 192L82 193V200H86L87 201V199H96V198H104V197H107L114 189L115 190H119L118 188H121V187H125V188H128V186L131 184V183H133V182H135V180L136 179H138L139 180V176L146 170H142V164L140 163H138L137 162V165H134V167H133V172H131V174H129V176H128V174H127V176H124V177H122L121 179H119V180H114L115 181V183H112L111 184V186H107L108 187V189L107 190H98L97 188H99L100 187V185L105 181V182H109L110 180H111V177H108V178H103V179H100V177H98L99 176V173H101V171H103V169H104V166L106 165V164H108L110 161H111V155H112V153L114 152V153H117V154H120V155H122L121 157H122V164H124L125 166H127L128 165V163H129V161L127 162V159H129V156L131 155L132 156V158H134V156H136V158H137V156L138 157H140L141 155H143V154H141L144 150H143V148H144V146H142V145H140V143H138L139 142V138L141 137V136H144V135H146V132H150V131H152L153 129H154V126H153V124L152 123H154V122H152L155 118L157 119V116H155V115H157V114H159V111L158 110H156V109H143ZM188 108V107H187ZM220 108V110L218 111V109ZM63 109V108H62ZM78 109V108H77ZM80 109H82V108H80ZM84 109V111H85V108H83ZM82 109V110H83ZM97 109V108H96ZM105 109V107L103 108V110ZM128 109V108H127ZM243 109V108H242ZM244 109H245V107H244ZM88 110H90V109H88ZM113 110V109H112ZM118 110V109H117ZM155 110V111H154ZM45 111V110H44ZM48 111V110H47ZM78 111H79V109H78ZM90 111H92V110H90ZM106 110H104V112H105ZM115 111V110H114ZM165 111V110H164ZM171 111V110H170ZM175 111V110H174ZM231 111V110H230ZM262 111H264V110H262ZM262 111H261V113H262ZM36 112V111H35ZM39 112H41V111H39ZM39 112H38V114H39ZM76 112H77V110H76ZM244 112V111H243ZM34 113V112H33ZM33 113H31V116H32V114ZM44 113V112H43ZM51 112H50V110H49V112L48 113H45L46 115L47 114H50ZM58 113V112H57ZM79 113V112H78ZM91 113V112H90ZM113 113V112H112ZM179 113V112H178ZM229 113V112H228ZM42 114V113H41ZM44 114V115H45ZM61 114V113H60ZM80 114V113H79ZM78 114V115H79ZM86 114V113H85ZM98 114V113H97ZM106 114V113H105ZM114 114V113H113ZM161 115L163 114V116H164V118L166 117V113H160ZM159 114V115H160ZM180 114V113H179ZM178 114V115H179ZM236 114V113H235ZM237 114H239V113H237ZM43 115V114H42ZM44 116V119L46 120V119H48V118H45V117H49L48 115L47 116ZM50 115H52V114H50ZM70 115V114H69ZM76 115H77V113H76ZM76 115H74V116H76ZM80 115H82V114H80ZM87 115V114H86ZM109 115V114H108ZM110 115H112V114H110ZM168 115V114H167ZM34 116H35V114H34ZM39 116V115H38ZM55 116V115H54ZM54 116L53 117H49V120L50 119H56V118H58L57 116L58 115H56V117L54 118ZM62 116V115H61ZM72 116V115H71ZM70 116V117H71ZM122 116H123V114H122ZM187 116V115H186ZM239 116V115H238ZM66 118H67V116H65ZM73 117V116H72ZM79 117V116H78ZM92 117V116H91ZM90 117V118H91ZM124 117V116H123ZM160 117V116H159ZM168 117V116H167ZM32 118L33 117H31V120H32ZM35 118V117H34ZM39 118V117H38ZM43 118V117H42ZM60 118V117H59ZM82 118V117H81ZM90 118H88V119H90ZM103 118V117H102ZM118 118V117H117ZM116 118V119H117ZM121 118V117H120ZM124 118H126V117H124ZM163 118V119H164ZM176 118V117H175ZM36 119V118H35ZM34 119V120H35ZM61 119V118H60ZM69 119V122H71V121H73V120H70V118H68ZM71 119H73V118H71ZM84 119V118H83ZM93 119V118H92ZM160 119H162V117L160 118ZM227 119V118H226ZM231 119V118H230ZM237 119V118H236ZM239 119V118H238ZM41 120V119H40ZM43 120V119H42ZM48 120V121H49ZM58 120V119H57ZM118 120V119H117ZM167 120V119H166ZM165 120V121H166ZM182 120V119H181ZM205 120V119H204ZM203 120V121H204ZM232 120V119H231ZM37 121H39V120H37L36 119V122ZM53 121V120H52ZM59 121V120H58ZM58 121H56L57 123H58ZM61 121V120H60ZM65 121H67V120H65ZM118 121H121V120H118ZM169 121V120H168ZM190 121H188V123L187 124H189V122ZM206 121V120H205ZM237 121V120H236ZM75 122H77V121H75ZM80 122V121H79ZM81 122H84V121H81ZM185 122H183L182 124H185ZM223 122V121H222ZM225 122V121H224ZM223 122V123H224ZM28 123H29V121H28ZM40 123V122H39ZM42 123H44V122H42ZM86 122H84V124H85ZM191 123V122H190ZM218 123V122H217ZM221 123V122H220ZM228 123V122H227ZM27 124V123H26ZM30 124H31V122H30ZM33 124V123H32ZM67 124V123H66ZM70 124V123H69ZM77 124V123H76ZM79 125L81 124V123H78ZM88 124V123H87ZM90 124H92V122L90 123ZM90 124H89V126H90ZM156 124V123H155ZM182 124H181V126H182ZM186 124V125H187ZM206 124V123H205ZM204 124V125H205ZM210 124H212V123H210ZM35 125H38V124H35ZM35 125H31V126H35ZM59 125V124H58ZM62 126H64L63 124H61ZM72 125V124H71ZM133 126L134 128H135V131H131L132 129H131V127L129 128V126ZM177 125V124H176ZM195 125V124H194ZM196 125V126H197ZM229 125V124H228ZM238 125V124H237ZM27 126V125H26ZM30 126V125H29ZM28 126V127H29ZM78 126V125H77ZM81 126H83V125H81ZM158 126V125H157ZM195 126V127H196ZM202 126V125H201ZM36 127V126H35ZM38 127V126H37ZM52 127H53V125H52ZM51 127V128H52ZM58 127V126H57ZM56 127V128H57ZM68 127H70V125L68 126ZM86 127L87 126H85V129L84 128H82V129H84L85 131H87L86 130ZM92 127V126H91ZM132 127V128H133ZM185 127V126H184ZM191 127V126H190ZM199 127V126H198ZM198 127H197V129H195V131H193L189 136V138H190V140L191 141H193V139H197V135H198V133H197V130H198ZM209 127V126H208ZM216 127V126H215ZM31 128V127H30ZM46 129H45V131L47 130L48 131V129H47V127H45ZM49 128V127H48ZM55 128V129H56ZM63 128V127H62ZM72 128V127H71ZM89 129H90V127H88ZM93 128V127H92ZM156 128V127H155ZM200 128H202V127H200ZM199 128V129H200ZM205 128V127H204ZM223 128V127H222ZM228 128H229V126H228ZM230 128H231V126H230ZM233 128V127H232ZM32 129H33V127H32ZM40 129V128H39ZM54 129V130H55ZM73 129V128H72ZM214 129V128H213ZM234 129V128H233ZM233 129H231V130H229V131H227L226 130V128H225V130L227 131L226 133H225V135L222 137V139L220 140V142H219V140H218V142H219V145H220V143H221V146H223V147H225V146H227V145H229V144H231L236 138H237V135H236V131L235 130H233ZM37 130V129H36ZM51 130V129H50ZM60 131H61V129H59ZM73 130H75V129H73ZM91 130V129H90ZM93 130V129H92ZM166 130V129H165ZM165 130L163 131V132H165ZM170 130V129H169ZM201 130V129H200ZM208 130V129H207ZM29 131V130H28ZM28 131H26V132H28ZM38 131V130H37ZM41 131H43L42 129H41ZM44 131V132H45ZM52 132L51 133H48V134H46V133H44V132H41V133H35V134H33L32 136H27L26 137V135H24L25 133V130H24V132L22 131V135L21 134H19L18 132H17V134L16 135H8V134H5V135H1L0 136V139L1 140H3L4 141V143L6 144H4L6 147V151H8V152H10V153H12L13 152V150L14 149H16V147H17V144H14V142H15V140H13V139H15V138H17V141L18 142H21V140L23 139V140H25V142H24V144L23 145H25L26 146V149H25V147L23 148V151L24 152H26V159H25V161L26 162H24V163H26V164H30L31 162H33V161H35V160H43V161H49V160H51V159H54V151L51 149V145H54V144H52V141H54V138H58L59 136H60V138H62V139H64V135H63V133H64V131H61V132H57V133H55V131H53V129L51 130ZM81 131V130H80ZM89 131V130H88ZM87 131V132H88ZM178 131V130H177ZM202 131V130H201ZM21 132V131H20ZM29 132H31L32 133V130H30ZM33 132H34V130H33ZM176 132V131H175ZM182 132V131H181ZM203 132V131H202ZM215 132V131H214ZM238 132V131H237ZM240 132V131H239ZM69 133V132H68ZM109 134H110V132H108ZM116 133V134H117ZM152 133H153V131H152ZM155 133V132H154ZM200 133V132H199ZM243 133V132H242ZM65 134V133H64ZM81 134H83V132L81 133ZM112 134V133H111ZM156 134V133H155ZM248 134V133H247ZM70 135H71V133H70ZM84 135H86V134H83L82 136H83V139H84ZM106 135V134H105ZM115 135V134H114ZM200 135V134H199ZM214 135H215V133H214ZM61 136H64V137H61ZM68 136V135H67ZM66 136V137H67ZM80 136V135H79ZM111 136V135H110ZM113 136V135H112ZM172 136V135H171ZM181 135H179V137H180ZM201 136V135H200ZM199 136V137H200ZM14 137V138H13ZM66 137H65V139H66ZM69 137V136H68ZM71 137H73V133H72V135H71ZM70 137V138H71ZM77 137H78V135H77ZM146 136H144V138H145ZM160 137V136H159ZM202 137V136H201ZM210 137V136H209ZM240 137H242V136H240ZM69 138V139H70ZM80 138H81V136H80ZM103 138V137H102ZM143 138V137H142ZM148 138V137H147ZM147 138H145V139H147ZM203 138V137H202ZM242 138H244V137H242ZM71 139H73V138H71ZM79 139V138H78ZM106 139V138H105ZM151 139H152V137H151ZM178 139V138H177ZM180 139V138H179ZM204 139V138H203ZM245 139H246V137H245ZM245 139H243L242 140V142L243 141H245ZM249 139H251V137L249 138ZM68 140V139H67ZM107 140V139H106ZM155 140V139H154ZM181 140V139H180ZM205 140V139H204ZM238 140V139H237ZM2 141V142H3ZM151 141V140H150ZM157 141H158V139H157ZM179 141V140H178ZM199 141V140H198ZM214 141V140H213ZM236 141V140H235ZM234 141V142H235ZM58 142V141H57ZM76 142H78V141H76ZM80 142V141H79ZM81 142H82V140H81ZM97 142H98V140H97ZM152 142H153V139H152ZM181 142V141H180ZM193 142H196V141H193ZM239 142H240V140H239ZM239 142H238V145H239ZM99 143V142H98ZM184 143V142H183ZM191 143V142H190ZM203 143V142H202ZM245 143V142H244ZM154 144V143H153ZM152 144V145H153ZM179 144V143H178ZM206 144V143H205ZM56 145V144H55ZM63 145V144H62ZM61 145V146H62ZM65 145H68V144H65ZM82 145H83V143H82ZM96 145V144H95ZM94 145V146H95ZM154 145H156V144H154ZM157 145H158V143H157ZM157 145H156V147H157ZM180 145H182V144H180ZM190 144H189V142L187 143V144H185L184 143V145H182L183 146V149L185 150V152H186V149H189L188 148V146H189ZM192 145V144H191ZM193 145H195V143L193 144ZM238 145H237V147H238ZM58 146V145H57ZM77 146V145H76ZM80 146V145H79ZM78 146V147H79ZM88 146V145H87ZM92 146V145H91ZM174 146V145H173ZM178 146V145H177ZM197 146V145H196ZM214 147L216 146V145H213ZM232 145H230V147H231ZM52 147H54V146H52ZM81 147H83L84 148V146H81ZM176 147V146H175ZM219 147V146H218ZM228 147V146H227ZM236 147V148H237ZM55 148V147H54ZM61 148H63V146L61 147ZM80 148V147H79ZM88 148V147H87ZM123 148V149H122ZM190 148H193L194 149V147L192 146V147H190ZM207 148V147H206ZM211 148H213V147H211ZM236 148H232L233 150H235ZM22 149V148H21ZM65 149V148H64ZM68 149V148H67ZM76 149H78L77 147H76ZM76 149H72V150H76ZM147 149V148H146ZM154 149V148H153ZM160 149V148H159ZM173 149H175V148H173ZM196 149V148H195ZM198 149H200V148H198ZM217 150H218V148H216ZM219 149H220V147H219ZM66 150V149H65ZM64 150V151H65ZM84 150V149H83ZM122 150H124V155L122 154ZM143 150V151H142ZM152 150V149H151ZM201 152H203V150L204 151H206L205 150V148L204 149H202L201 148ZM230 150V149H229ZM255 151H256V153H255V158H254V162H253V164H251L252 165V167H251V169H250V189H249V191H248V193H247V195H246V197H245V199L243 200L244 202H243V204H242V206L240 207V208H238L237 210H236V214H234L235 216H234V218H233V222H234V226H236V228H237V235L235 236V238H236V247H235V250H234V254H233V264H264V126L262 127L261 126V128L258 130V133H257V138H256V141H255V149H254ZM62 151V150H61ZM60 151V152H61ZM63 151V152H64ZM67 151V150H66ZM69 151H70V149H69ZM84 151H87V149H85ZM147 151V150H146ZM200 151V150H199ZM208 151V150H207ZM220 151H222V149L220 150ZM242 151V150H241ZM60 152H59V154H60ZM72 152V151H71ZM82 153H83V151H81ZM162 152V151H161ZM182 152V151H181ZM191 152V151H190ZM193 152H196L195 150L193 151ZM192 152V153H193ZM210 152H211V150H210ZM230 152V151H229ZM234 152H236V151H234ZM70 153V152H69ZM68 153V154H69ZM159 152H157V154H158ZM182 153H184V151L182 152ZM187 153V152H186ZM188 153H189V151H188ZM197 153V152H196ZM204 153V152H203ZM206 153V152H205ZM240 153V152H239ZM14 154V152L10 155V154H8V155H10V156H12ZM16 154H18V153H16ZM61 154H63V153H61ZM156 154V155H157ZM162 154V153H161ZM194 154V153H193ZM193 154H192V156H193ZM226 154V153H225ZM232 154H233V152H232ZM56 155H57V153H56ZM55 155V157H57ZM67 155V154H66ZM71 155L73 156V153H71ZM155 155V154H154ZM159 155H160V153H159ZM158 155V156H159ZM189 155V154H188ZM198 155V154H197ZM201 155V154H200ZM205 155V154H204ZM217 155H218V152H217ZM15 156V155H14ZM24 156V155H23ZM22 156V157H23ZM127 156V157H126ZM146 156H148L147 155V153H146ZM145 155L143 156V158L142 159H144L145 157H146ZM157 156V157H158ZM187 156V155H186ZM202 156H203V154H202ZM208 157H206V160H205V162L202 164V166H201V168L199 169L200 171H198V173L197 174H201L200 172H203L202 170H204V169H207V168H209L210 166H212V164H213V161L216 159V155L213 153V154H210V155H207ZM226 157H228L229 158V155L227 156V155H225ZM230 156H231V153H230ZM234 156V155H233ZM61 157V156H60ZM66 157V156H65ZM188 157V156H187ZM17 158V157H16ZM62 158H63V156H62ZM62 158H61V160H62ZM147 158V160H146V162L147 161H151L150 160V158H149V156L148 157H146ZM145 158V159H146ZM148 158H149V160H148ZM161 158H162V156H161ZM165 158V157H164ZM169 158V157H168ZM224 158V157H223ZM227 158V159H228ZM231 158V157H230ZM7 159H8V157H7ZM14 159V158H13ZM60 159V158H59ZM68 158H66V160H67ZM81 159V158H80ZM139 159V158H138ZM137 159V160H138ZM187 159V158H186ZM194 159V158H193ZM192 159V160H193ZM196 159V158H195ZM198 159H200V158H198ZM204 159V158H203ZM203 159H202V161H203ZM221 159V158H220ZM248 159V158H247ZM10 160V159H9ZM22 160V159H21ZM140 160V159H139ZM156 160V159H155ZM165 160V159H164ZM163 160V161H164ZM171 160V159H170ZM188 160V159H187ZM237 160V159H236ZM63 161H64V159H63ZM70 160L68 159L67 160V163L69 162ZM152 161H153V159H152ZM151 161V163H153ZM161 161H162V159H161ZM167 161V160H166ZM188 161H190V160H188ZM195 161V160H194ZM221 161V160H220ZM223 161H225V160H223ZM238 161V160H237ZM240 161V160H239ZM243 161V160H242ZM10 162H12V161H10ZM54 162V161H53ZM75 162H70V163H75ZM141 162V161H140ZM144 162H145V160H144ZM159 162V161H158ZM184 162V161H183ZM197 162V161H196ZM217 162V161H216ZM218 162H219V159H218ZM222 162V161H221ZM251 162V163H252ZM55 163V162H54ZM75 163V164H76ZM80 163V164H79ZM165 163V162H164ZM163 163V164H164ZM193 163V162H192ZM224 163V162H223ZM240 163V162H239ZM44 165H45V163H43ZM42 164V165H43ZM52 164V163H51ZM118 164V163H117ZM121 164V163H120ZM148 164V163H147ZM162 164V163H161ZM174 164V163H173ZM216 164V163H215ZM225 164H226V162H225ZM237 164V163H236ZM24 165V164H23ZM22 165V166H23ZM54 165V164H53ZM64 165V164H63ZM63 165H59L58 167H62ZM144 165V164H143ZM157 165H160V163H158ZM174 165H177L176 163L174 164ZM179 165H181V164H179ZM185 165V164H184ZM217 165V164H216ZM220 165V164H219ZM221 165H222V163H221ZM221 165H220V167H221ZM249 165V164H248ZM30 166V165H29ZM71 166H73V165H71ZM111 166V165H110ZM152 166V165H151ZM156 166V165H155ZM173 165H171V167H172ZM215 166V165H214ZM214 166H213V169H214ZM226 166V165H225ZM49 167H50V165H49ZM52 167V166H51ZM57 167V168H58ZM76 167V166H75ZM131 167V166H130ZM143 167H146V166H143ZM177 167V166H176ZM185 167H186V165H185ZM218 167V166H217ZM216 167V168H217ZM32 168V167H31ZM56 168V169H57ZM63 168V167H62ZM124 168V167H123ZM126 168H128V167H126ZM154 168V167H153ZM156 168V167H155ZM184 168V167H183ZM246 168V167H245ZM247 168H250V167H248L247 166ZM19 169V168H18ZM24 169V168H23ZM23 169H19L18 171H17V178H18V182L17 183H21V185H22V187L25 185V184H27L28 185V188H29V190H26V191H29V195H28V197L26 198L27 200L24 202V204L22 205L23 207H22V211L20 212V213H22L21 215V223H20V221H19V223H20V226L19 227H17L16 229H14L15 231L14 232H12L14 235H15V237H14V239L16 238L17 239V241L19 240V242H20V240H22V243L21 244H23V247H25L26 249L27 248H29L30 250H34L33 252H31V254L29 255V257H30V260L31 261H35V262H37V263H43V264H55V262L56 261H58V262H60V261H66L67 259H72V256L74 255V253H76V255H77V253H79V252H81V253H84V254H90V253H92L93 251H94V249H95V246L97 245V243H98V241H99V237H98V235H97V233H98V229L100 228V227H102V228H105L106 227V229H107V227L108 226H106L105 225V223L104 224H101V221H100V224H98V221H95L97 218V216L95 215V213L96 214H98V213H103V215H107V216H109L108 218L111 220V219H114L115 220V222L117 223V220H119L120 218H121V216L120 215H117V214H120L119 212H120V206H122L124 203V201H126V200H129V198L130 197H121L120 199L119 198H116V200L114 201L113 200V198H111L112 200H113V202L111 203L110 202V204H108L107 202V205H106V203L105 204H99V206L95 209V207H96V205L94 206V208H93V210L92 211H90V210H88V211H83L82 213H81V218H84L85 219V217L86 218H88V217H90V219L89 220H91V223L88 225V227L83 231L84 233H79L80 231H77L76 229H73V228H71V226L69 227V225H67L64 221H60V220H58L57 222H55L56 221V219H58V217L62 214V213H64L65 212V210H62V209H60V206H56L55 207V209H54V211H53V214H52V212L49 214V213H46V214H44V215H41L40 214V203H42L41 201H42V198H43V196H45L44 194H45V192L47 193L50 189L52 190V189H58L59 187H60V184L62 183L61 182V178H51V177H49L48 175H47V172H48V170H50V169H48V170H46V171H39V173H38V171L37 172H34L33 174H30L29 172L28 173H26L27 171H24ZM53 169V168H52ZM74 169V168H73ZM144 169V168H143ZM185 169V168H184ZM187 169H188V167H187ZM195 169V168H194ZM210 169V168H209ZM226 169H227V167H226ZM30 170H32V169H30ZM29 170V171H30ZM35 171H36V169H34ZM42 170H44V169H42ZM53 170H55V169H53ZM65 170V169H64ZM75 170V169H74ZM105 170V169H104ZM108 170V169H107ZM148 170H149V168H148ZM152 170V169H151ZM182 170V169H181ZM180 170V171H181ZM193 170V169H192ZM216 170V169H215ZM219 170V169H218ZM51 172H52V170H50ZM49 171V172H50ZM57 171V170H56ZM128 171V170H127ZM158 171V170H157ZM160 171V170H159ZM169 171H170V169H169ZM183 171V170H182ZM186 171V170H185ZM213 171V170H212ZM211 171V172H212ZM31 172V171H30ZM69 172H71V171H69ZM109 172V171H108ZM119 172V171H118ZM152 172V171H151ZM167 172V171H166ZM190 172H191V170H190ZM192 172H194V171H192ZM209 172V171H208ZM247 173L249 172V170L248 171H246ZM35 173H37L36 175H35ZM53 173H55L54 171H53ZM73 172H71V174H72ZM113 173V172H112ZM149 175L151 174L150 172H147ZM170 173V172H169ZM183 173V172H182ZM181 173V174H182ZM186 173V172H185ZM184 173V174H185ZM188 173V172H187ZM204 173H205V171H204ZM214 173H215V171H214ZM216 173H218V171L216 172ZM219 173H221V172H219ZM27 174H29V175H27ZM57 174V176H60V174L62 175V173L60 172H57V173H55V175ZM66 174H69V173H66ZM145 174V173H144ZM147 174V175H148ZM156 174V173H155ZM183 174V175H184ZM196 174V173H195ZM245 174V173H244ZM15 175V174H14ZM102 175V174H101ZM172 175H173V173H172ZM176 175V174H175ZM178 175H180V174H178ZM198 175V176H199ZM203 174H201L200 176H202ZM209 175V174H208ZM215 175V174H214ZM248 175H249V173H248ZM6 174H0V182H3V181H5L6 180ZM62 176H65V175H62ZM150 176H152L153 177V175H150ZM159 176V175H158ZM188 176V175H187ZM192 176V175H191ZM190 176V177H191ZM54 177V176H53ZM113 177V176H112ZM141 177V176H140ZM144 177H146V175L144 176ZM166 177V176H165ZM189 177V176H188ZM212 177V176H211ZM216 177H218V176H216ZM110 178V179H109ZM143 178V177H142ZM142 178H140V179H142ZM162 178V177H161ZM161 178H159V179H161ZM182 178V177H181ZM200 178V177H199ZM210 178V177H209ZM213 178V177H212ZM215 178V177H214ZM248 178V179H249ZM113 179H114V177H113ZM112 179V180H113ZM144 179V178H143ZM156 179V178H155ZM158 179V178H157ZM168 179H169V177H168ZM172 179V178H171ZM184 179H186V178H184ZM211 179V178H210ZM77 180V179H76ZM111 180V181H112ZM138 180H136V181H138ZM165 180V179H164ZM167 180V179H166ZM182 180V179H181ZM196 180V179H195ZM207 180V179H206ZM205 180V181H206ZM214 181H215V179H213ZM152 181H154V179L152 180ZM168 181V180H167ZM175 181V180H174ZM194 181V180H193ZM200 181V180H199ZM201 181H202V179H201ZM204 181V180H203ZM79 182V181H78ZM113 182V181H112ZM138 182H140V181H138ZM169 182V181H168ZM197 182V181H196ZM207 182V181H206ZM213 182V181H212ZM81 183V182H80ZM95 185H94V184ZM152 183H154V182H152ZM174 183V182H173ZM216 183V182H215ZM15 184V183H14ZM13 184V185H14ZM136 184V183H135ZM148 184H151V183H148ZM166 185V187H167V185L169 186V184H167V183H165ZM184 184V183H183ZM204 184H206V183H204ZM94 185V186H93ZM153 185V184H152ZM155 185V184H154ZM157 185H159V184H157ZM157 185H156V187H157ZM177 185V184H176ZM201 185H202V183H201ZM207 185H208V183H207ZM206 185V186H207ZM138 186V185H137ZM136 186V187H137ZM151 186V185H150ZM199 186V185H198ZM204 186V185H203ZM15 187V186H14ZM17 187H18V185H17ZM19 187H21V186H19ZM18 187V188H19ZM26 187V186H25ZM144 187H145V185H144ZM148 187V186H147ZM152 187H154V186H151L150 188H152ZM192 187V186H191ZM205 187V186H204ZM210 187V186H209ZM117 188V189H116ZM130 189H131V187H129ZM139 188V187H138ZM141 188H142V186H141ZM159 188V187H158ZM195 188V187H194ZM193 188V189H194ZM198 188V187H197ZM208 188V187H207ZM100 189V188H99ZM106 189V188H105ZM149 189V188H148ZM160 189V188H159ZM163 189H165V188H163ZM199 189V188H198ZM206 189V188H205ZM120 190H122V189H120ZM119 190V191H120ZM132 190V189H131ZM142 190V189H141ZM140 189H139V191H141ZM145 190V189H144ZM150 190V189H149ZM156 190H157V188H156ZM167 190V189H166ZM16 191H18V189H16ZM22 192H24V190L22 189L21 190ZM25 191V192H26ZM138 190H136V192H137ZM162 191V190H161ZM247 191V190H246ZM15 192V191H14ZM13 192V193H14ZM142 192V191H141ZM147 192H149V191H147ZM159 193H160V191H158ZM194 192V191H193ZM196 192V191H195ZM15 193H17L18 194V192H15ZM21 193V192H20ZM133 193V192H132ZM135 193V192H134ZM140 193V192H139ZM146 193V192H145ZM150 193H151V191H150ZM24 194V193H23ZM22 193L21 194H19V196L21 195H23ZM114 194V193H113ZM112 194V195H113ZM118 194V193H117ZM123 194V193H122ZM137 194V193H136ZM164 194V193H163ZM187 194V193H186ZM190 193H188V195H189ZM129 195H130V193H129ZM159 195H161V194H159ZM188 195H187V197H188ZM196 194H194V196H195ZM215 195V194H214ZM18 196V197H19ZM139 196V195H138ZM149 196V195H148ZM155 196V195H154ZM158 196V195H157ZM163 196V195H162ZM182 196V195H181ZM24 197V196H23ZM115 197H116V195H115ZM118 197H119V195H118ZM142 197V196H141ZM160 197V196H159ZM176 197V196H175ZM182 197H184V196H182ZM181 197V198H182ZM200 197V196H199ZM244 197V196H243ZM19 198H21V197H19ZM102 198V199H103ZM139 199H140V197H138ZM152 198V197H151ZM155 198H156V196H155ZM162 198V197H161ZM185 198V197H184ZM197 198V197H196ZM195 198V199H196ZM21 199H23V198H21ZM106 199H108V198H106ZM118 199V200H117ZM131 199V198H130ZM158 199H160V198H158ZM194 199V198H193ZM193 199H192V195H190V197L188 198V200H187V202H186V199L184 200V203H183V206H184V204H185V202H186V204H185V206H184V209L182 210L183 211V213L180 215V213H179V216H178V212H177V215H176V217L175 218H171V220H168V219H170V218H168L167 220H168V222H166V224H165V222H164V226L161 228V229H159L160 230V232H159V238L158 239H160V241H159V243H158V245H157V247H156V252H157V256H158V261H159V263L160 264H170L171 262H172V259H173V256H174V254H175V252H177L176 250L178 249L177 248V246H178V243H180L179 241H180V239H182V237L184 236V235H186L184 232L185 231H188V229H187V227H188V225H189V220H190V215H192L191 214V211H192V208H194V207H192V202H193ZM23 200H25V199H23ZM23 200H20V201H23ZM141 200V199H140ZM153 200V199H152ZM174 200V199H173ZM29 201H31V203H28V204H26L27 202H29ZM52 201V200H51ZM101 201V200H100ZM170 201H172V200H170ZM195 201V200H194ZM198 201V200H197ZM92 202H93V200H92ZM95 203H96V201H94ZM109 202V201H108ZM161 202V201H160ZM164 202V201H163ZM183 202V201H182ZM200 202V201H199ZM53 203V202H52ZM82 203V202H81ZM85 203V202H84ZM97 203H98V199H97ZM101 203V202H100ZM197 203V202H196ZM127 204V203H126ZM139 204V203H138ZM154 204H156V208H158L159 209V207H160V203H154ZM172 204V203H171ZM227 204V203H226ZM233 204V203H232ZM48 205V204H47ZM55 205V204H54ZM78 205H80V204H78ZM87 205V204H86ZM98 205V204H97ZM164 205V204H163ZM170 205V204H169ZM174 205H176V202H175V204ZM200 205V204H199ZM224 205V204H223ZM231 205V204H230ZM129 206V205H128ZM134 206V205H133ZM182 206V205H181ZM197 206V205H196ZM126 207V206H125ZM164 207V206H163ZM170 207V206H169ZM172 207H175V206H172ZM54 208V207H53ZM134 208V207H133ZM182 208V207H181ZM200 208V207H199ZM43 209V208H42ZM74 209V208H73ZM89 209V208H88ZM92 209V208H91ZM154 209V208H153ZM167 209H171V208H167ZM176 209V207L174 208V210ZM216 209V208H215ZM221 209V208H220ZM55 210H56V212H55ZM160 210V209H159ZM164 210V209H163ZM172 210V209H171ZM196 210V209H195ZM231 210V209H230ZM232 210H233V208H232ZM71 211H73V210H71ZM127 211V210H126ZM144 211V210H143ZM166 211V210H165ZM178 211H179V209H178ZM197 211V210H196ZM199 211V210H198ZM216 211V210H215ZM180 212V211H179ZM193 212H195V211H193ZM154 213V212H153ZM157 213V212H156ZM159 213V212H158ZM172 213V212H171ZM231 213V212H230ZM79 214V213H78ZM160 214V213H159ZM165 214V213H164ZM173 214V213H172ZM216 214H217V212H216ZM92 215H95L94 217L96 218V219H94V217L92 216ZM111 215V216H110ZM152 216H153V214H151ZM150 215V216H151ZM156 215V214H155ZM154 215V216H155ZM171 215V214H170ZM221 215V214H220ZM91 216H92V218H91ZM145 216V215H144ZM148 216V215H147ZM151 216V217H152ZM173 216V215H172ZM98 217H100V216H98ZM137 217V216H136ZM166 217V216H165ZM167 217H169V216H167ZM101 218V217H100ZM99 218V219H100ZM135 218V217H134ZM140 218H142V217H140ZM153 218V217H152ZM193 218V217H192ZM60 219V218H59ZM70 219V218H69ZM68 219V220H69ZM80 219V218H79ZM103 219H105V218H103ZM162 219V218H161ZM194 219V218H193ZM192 219V220H193ZM63 220V219H62ZM93 220V221H92ZM108 220V219H107ZM152 220V219H151ZM151 220H149L148 222L150 223V221ZM163 220H164V218H163ZM166 220V221H167ZM192 220H190V222L192 223ZM81 221V220H80ZM85 221V220H84ZM141 221V220H140ZM153 221V220H152ZM156 221V220H155ZM154 221V222H155ZM69 222V221H68ZM88 222V221H87ZM87 222H85V223H87ZM118 222H120V221H118ZM129 222H131V221H129ZM136 222H138V221H136ZM153 222V223H154ZM227 222V221H226ZM15 223V222H14ZM16 223H18V222H16ZM18 223V224H19ZM80 223V222H79ZM82 223V222H81ZM84 223V222H83ZM108 223V222H107ZM112 222H110V224H111ZM127 223V222H126ZM146 223H147V221H146ZM11 224V223H10ZM121 224V223H120ZM130 224H132V223H130ZM160 224V225H159ZM158 225L159 226H161L162 224H163V222H162V224L161 223H159ZM15 225H17V224H15ZM14 225V226H15ZM129 225V224H128ZM151 225V224H150ZM157 224L155 223V226H156ZM192 225H195V224H192ZM224 225V224H223ZM6 227H7V225H5ZM11 226V225H10ZM113 226V225H112ZM125 227H126V225H124ZM130 226V225H129ZM158 226V227H159ZM191 226V225H190ZM120 227V226H119ZM128 227V226H127ZM147 227V226H146ZM12 228V227H11ZM10 228V229H11ZM75 228H77V227H75ZM190 228V227H189ZM78 229H79V227H78ZM106 229L104 230V231H106ZM113 229V228H112ZM126 229H128V228H126ZM143 229H144V227H143ZM187 229V230H186ZM8 230V229H7ZM100 230H101V228H100ZM108 230V229H107ZM146 230V229H145ZM81 231H82V229H81ZM103 231V230H102ZM125 231H127V230H125ZM195 231H196V229H195ZM112 232V231H111ZM187 233V232H186ZM145 234V233H144ZM147 234V233H146ZM184 234V235H183ZM189 234V233H188ZM193 234H195V233H193ZM1 235H2V233H1ZM100 235V234H99ZM126 235H128V234H126ZM145 236V235H144ZM153 236H155V235H153ZM12 237V236H11ZM101 237H102V235H101ZM125 237V236H124ZM134 237V236H133ZM157 237H158V235H157ZM9 237H7V239H8ZM187 238V237H186ZM192 238V237H191ZM243 238H247L248 239V243L247 244H245V246L243 245L244 243H243ZM102 239V238H101ZM140 239V238H139ZM142 239V238H141ZM185 238L183 237V240H184ZM2 240V239H1ZM123 239H121V241H122ZM125 240V239H124ZM188 240V239H187ZM190 241V240H189ZM188 241V242H189ZM19 242H18V244H19ZM119 242V241H118ZM142 242V241H141ZM9 243V242H8ZM17 243V242H16ZM121 243V242H120ZM123 243V242H122ZM121 243V244H122ZM154 243V242H153ZM182 243V242H181ZM119 244V243H118ZM186 244V243H185ZM189 243H187V246H189L188 245ZM150 245V244H149ZM155 245V244H154ZM181 245V244H180ZM184 245V244H183ZM19 246H21V245H19ZM18 246V247H19ZM145 246V245H144ZM9 247H10V245H9ZM115 247V246H114ZM114 247H113V249H114ZM181 247V246H180ZM179 247V248H180ZM21 248V247H20ZM24 248V249H25ZM58 248H60L59 249V251H57V249ZM144 248V247H143ZM154 248V247H153ZM102 249H103V247H102ZM101 249V250H102ZM106 249H108V247H106ZM186 249H190V247L189 248H186ZM18 250V249H17ZM105 250V249H104ZM144 250V249H143ZM28 251V250H27ZM109 251V250H108ZM115 251H116V249H115ZM13 252V251H12ZM12 252H10V251H1L0 252V264H17L16 263V257H15V255H14V253H12ZM104 252H106V251H104ZM114 252V251H113ZM153 252V251H152ZM151 252V253H152ZM25 253V252H24ZM27 253V252H26ZM28 253H30V252H28ZM103 253V252H102ZM115 253V252H114ZM114 253H111L112 255L114 254ZM179 253V252H178ZM107 254H108V252H107ZM106 254V255H107ZM156 254V253H155ZM185 254V253H184ZM187 254H190V251H189V253L187 252ZM187 254H185V255H187ZM25 255V254H24ZM23 255V256H24ZM76 255H74V256H76ZM110 255V254H109ZM176 255V254H175ZM181 255H183V254H181ZM184 255V256H185ZM104 256V255H103ZM103 256H102V258H103ZM111 256V255H110ZM21 257H22V255H21ZM107 257H108V255H107ZM107 257H105L106 259H107ZM182 257V256H181ZM186 257V256H185ZM191 257V256H190ZM76 258V257H75ZM98 258H100V257H98ZM102 258H100V259H102ZM192 258V257H191ZM26 259V258H25ZM33 259H36V260H33ZM196 259V258H195ZM28 260H29V258H28ZM74 260V259H73ZM181 260V259H180ZM99 261V260H98ZM102 261V260H101ZM58 262H56V263H58ZM28 263H30V261L28 262ZM98 263V262H97ZM102 263V262H101ZM100 263V264H101ZM173 263V262H172ZM174 263H176V262H174ZM203 263V262H202ZM205 264H206V262H204ZM21 264H22V262H21ZM24 264V263H23Z\"/></svg>", "mask_w": 264, "mask_h": 264}]
</instances>
